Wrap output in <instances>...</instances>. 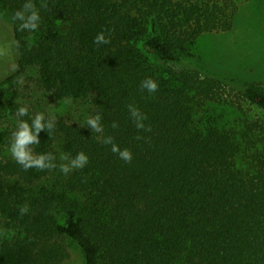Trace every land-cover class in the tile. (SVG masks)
Listing matches in <instances>:
<instances>
[{
	"label": "trees",
	"instance_id": "trees-1",
	"mask_svg": "<svg viewBox=\"0 0 264 264\" xmlns=\"http://www.w3.org/2000/svg\"><path fill=\"white\" fill-rule=\"evenodd\" d=\"M0 1L11 18L25 3ZM32 2L35 31L12 19L18 67L0 82V120L43 113L11 89L34 66L57 99H89L102 132L43 113L54 127L27 148L55 167L25 170L0 149V264H63L69 241L85 264H264V87L193 59L204 35L234 28L238 1ZM101 32L108 42L97 45ZM147 78L155 93L141 89ZM79 152L88 163L61 172V155Z\"/></svg>",
	"mask_w": 264,
	"mask_h": 264
},
{
	"label": "rangeland",
	"instance_id": "rangeland-1",
	"mask_svg": "<svg viewBox=\"0 0 264 264\" xmlns=\"http://www.w3.org/2000/svg\"><path fill=\"white\" fill-rule=\"evenodd\" d=\"M239 9L235 26L229 32L204 35L193 48V58L202 66L234 79L240 86L258 82L264 87V0H237ZM13 21L0 1V82L11 76L18 67ZM6 87L11 88L9 85ZM12 91H17L22 102L37 112L64 117L70 122L86 124L93 105L89 99H57L42 88L37 67H29ZM252 112L256 113L255 109ZM14 119L0 120V149L7 155L10 140L16 130ZM26 145V149H27ZM3 232L0 229V237ZM70 257L63 264H85L77 244L69 241Z\"/></svg>",
	"mask_w": 264,
	"mask_h": 264
},
{
	"label": "clouds",
	"instance_id": "clouds-1",
	"mask_svg": "<svg viewBox=\"0 0 264 264\" xmlns=\"http://www.w3.org/2000/svg\"><path fill=\"white\" fill-rule=\"evenodd\" d=\"M12 19L14 22H18L17 27L20 31H35L38 28L40 22L38 10L32 0H25L22 8L14 13ZM93 42L99 45L106 44L108 41L105 39L104 33L101 32L94 37ZM141 89H147L149 93H155L158 89V84L153 79L147 78L141 82ZM129 111L135 122V127L137 129L147 130L143 123L147 117L132 106H129ZM27 114L28 110L26 107H19L16 110V115L19 117H24ZM100 120L101 117L96 115L95 117L88 118L86 124L97 133H100L102 132ZM53 127V120L46 119L43 113H38L32 117L30 123L23 119L17 121L16 130L11 136L9 150L15 161L25 170L29 168L44 170L56 166L54 164V160L56 158L51 153L34 156L32 148L26 149V145L39 144L37 134L41 131V129L49 132ZM112 127L115 128L117 125L113 123ZM103 143L105 145H109L111 151L115 153L120 160L128 164L132 162V152L127 148L121 149L118 144L114 143L112 137H106ZM60 159L62 161H67V163H62L59 166L60 171L65 174L69 173L73 169L83 168L88 163V156L84 152L77 153L71 160H69V157L66 155H61ZM27 211V206L20 209L21 215L25 214Z\"/></svg>",
	"mask_w": 264,
	"mask_h": 264
}]
</instances>
